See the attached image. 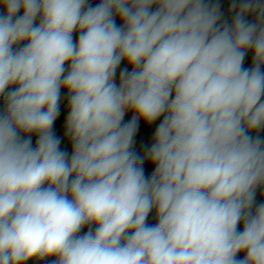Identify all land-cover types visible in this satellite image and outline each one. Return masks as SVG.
Wrapping results in <instances>:
<instances>
[{
    "label": "clouds",
    "instance_id": "obj_1",
    "mask_svg": "<svg viewBox=\"0 0 264 264\" xmlns=\"http://www.w3.org/2000/svg\"><path fill=\"white\" fill-rule=\"evenodd\" d=\"M228 14L0 0V264H264V0Z\"/></svg>",
    "mask_w": 264,
    "mask_h": 264
},
{
    "label": "trees",
    "instance_id": "obj_2",
    "mask_svg": "<svg viewBox=\"0 0 264 264\" xmlns=\"http://www.w3.org/2000/svg\"><path fill=\"white\" fill-rule=\"evenodd\" d=\"M93 2H94V3H95V2H98V0H93ZM230 3H231V0H221L222 8H223V10H224V12H225V15L228 16L229 19H230V16H229V14H228V7H229ZM65 104H66V102H64V104H62V106H61V115H60V117H58V121H57L56 125H54V127H55L56 130H57V135H61V136H62V125H63V120H64V118H66V115H67L66 111L64 110V108H65ZM157 123H158V122H157ZM154 127H155V126H153V129H152V130H154ZM149 134H150L149 131L144 130V129L142 128V131H141V137H142L143 139H147L148 136H149ZM33 143H35V138H33ZM62 147H68V148H69V151H70V145H67V144L62 143ZM150 170H151V169H149V171H150ZM261 199H262L261 192L258 191V193H257V202L259 203V202L261 201ZM149 220H150L151 223H154V222H155V221L152 219L151 216H150ZM86 230H87V229L85 228L84 231H86ZM51 259H52V258H47V259H45V260H41V261L33 260V261H30L29 264H49V262H50Z\"/></svg>",
    "mask_w": 264,
    "mask_h": 264
}]
</instances>
